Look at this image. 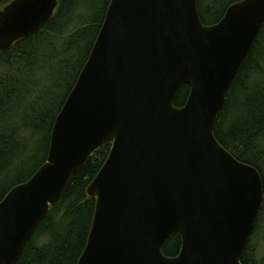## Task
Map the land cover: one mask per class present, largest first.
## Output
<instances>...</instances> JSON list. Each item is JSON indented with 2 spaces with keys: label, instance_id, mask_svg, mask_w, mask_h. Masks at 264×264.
<instances>
[{
  "label": "water",
  "instance_id": "obj_1",
  "mask_svg": "<svg viewBox=\"0 0 264 264\" xmlns=\"http://www.w3.org/2000/svg\"><path fill=\"white\" fill-rule=\"evenodd\" d=\"M58 0L0 10V49L37 32ZM264 22V0L231 4L206 25L197 0H111L52 130L47 161L0 201V264H18L71 176L112 150L88 187L96 210L78 264H242L264 202L258 169L214 129ZM184 106L174 104L184 84ZM174 232L182 249L167 257Z\"/></svg>",
  "mask_w": 264,
  "mask_h": 264
},
{
  "label": "trees",
  "instance_id": "obj_2",
  "mask_svg": "<svg viewBox=\"0 0 264 264\" xmlns=\"http://www.w3.org/2000/svg\"><path fill=\"white\" fill-rule=\"evenodd\" d=\"M13 0H0V10ZM53 16L35 33L0 49V201L47 161L56 118L99 35L111 0H58ZM240 0H197L204 24H214ZM186 83L174 104L184 106ZM237 159L255 166L264 188V22L234 77L214 129ZM113 147L99 146L69 179L58 201L38 224L18 264H78L88 242L96 196L88 193ZM174 232L162 251L177 256ZM242 264H264V202L241 255Z\"/></svg>",
  "mask_w": 264,
  "mask_h": 264
}]
</instances>
